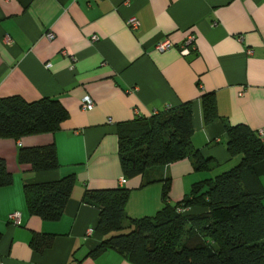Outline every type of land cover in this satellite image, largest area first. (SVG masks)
<instances>
[{
    "label": "crops",
    "instance_id": "obj_1",
    "mask_svg": "<svg viewBox=\"0 0 264 264\" xmlns=\"http://www.w3.org/2000/svg\"><path fill=\"white\" fill-rule=\"evenodd\" d=\"M132 16L135 29L127 23ZM49 30L52 39L45 37ZM189 36L192 47L182 55ZM163 40L170 48L156 50ZM210 93L221 118L263 131L264 143V0H0V98L55 99L68 113L55 132L0 138V159L13 177L0 187V264H131L113 250L89 256L104 236L94 231L98 209L82 200L84 191L120 186L119 123L186 101L191 143L211 169L197 171L192 158H183L150 170L151 179H169L168 203L236 165L240 157L227 153L221 120L202 121L200 97ZM85 96L91 110L82 108ZM48 144L57 153L56 170L33 171L18 161L21 148ZM254 170L264 183V159ZM69 174L76 182L59 220L28 214L25 184ZM144 180L137 175L122 185L131 218L163 206V182ZM14 211L18 225L8 221ZM37 233L53 234L52 246L35 251L29 241Z\"/></svg>",
    "mask_w": 264,
    "mask_h": 264
},
{
    "label": "trees",
    "instance_id": "obj_2",
    "mask_svg": "<svg viewBox=\"0 0 264 264\" xmlns=\"http://www.w3.org/2000/svg\"><path fill=\"white\" fill-rule=\"evenodd\" d=\"M202 121L221 120L229 156L239 162L229 170L192 184L189 193L168 203L169 179H151L149 171L183 158L194 169H211L191 143V102L167 107L149 117L117 126L118 158L123 177L145 176L142 185L162 181L163 206L154 215L131 218L125 206L129 189L123 186L85 190L82 200L98 209L94 231L104 238L89 256L113 250L131 264H264V183L254 165L264 159V143L243 124L230 125L218 113L215 95L200 97ZM68 113L58 100L33 102L10 96L0 98V138L55 132ZM18 161L33 171L59 167L53 144L21 148ZM13 182L0 159V187ZM76 177L23 186L27 212L45 221L61 218ZM125 229H128L125 231ZM53 234H33L29 244L37 252L50 248Z\"/></svg>",
    "mask_w": 264,
    "mask_h": 264
},
{
    "label": "built area",
    "instance_id": "obj_3",
    "mask_svg": "<svg viewBox=\"0 0 264 264\" xmlns=\"http://www.w3.org/2000/svg\"><path fill=\"white\" fill-rule=\"evenodd\" d=\"M127 23L129 24V27L130 28H137L139 26V20L135 17V16H132L130 17L128 20H127ZM54 36L53 32L52 31H47L45 33V37L47 39H52ZM96 37H92V40H95ZM194 40V36H189L187 38V40L185 41L184 45H183V48L180 50L181 54L182 55H186L189 53V50L190 48L192 47V42ZM171 46V42L169 40H163V41H159L155 44L154 48L158 51H164L168 48H170ZM47 66H49V63L46 64ZM94 107V103L93 101L91 100L90 97L88 96H85L83 97L82 99V108L85 109V110H91L92 108ZM109 122H112L111 119H108ZM258 135L261 137L263 136V131H259L258 132ZM126 182V179L124 177H121L119 180H118V183L120 186H122L124 183ZM8 221L9 223L11 224H14V225H18L20 224V213L18 211H14L12 213H10L8 215ZM93 231V229H89L87 231L88 234H91Z\"/></svg>",
    "mask_w": 264,
    "mask_h": 264
},
{
    "label": "rangeland",
    "instance_id": "obj_4",
    "mask_svg": "<svg viewBox=\"0 0 264 264\" xmlns=\"http://www.w3.org/2000/svg\"><path fill=\"white\" fill-rule=\"evenodd\" d=\"M237 162H238V161H237ZM237 162H236V163H237ZM236 163H235V164H236ZM233 165H234V164H233ZM229 168H230V167H229ZM204 172H205V171H204ZM126 230H128V229H125V231H126Z\"/></svg>",
    "mask_w": 264,
    "mask_h": 264
}]
</instances>
